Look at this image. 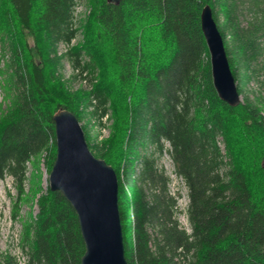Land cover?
Segmentation results:
<instances>
[{
	"label": "trees",
	"instance_id": "obj_1",
	"mask_svg": "<svg viewBox=\"0 0 264 264\" xmlns=\"http://www.w3.org/2000/svg\"><path fill=\"white\" fill-rule=\"evenodd\" d=\"M81 1L0 0V55L11 100L0 118V180L11 175L21 194L30 162L43 155L52 170L54 114L64 108L81 122L57 96L65 62L88 88L82 99L86 117L100 121L109 113L111 95L97 84L96 54L72 45L83 25L76 14ZM206 5L242 95L238 106L223 101L213 83L201 26ZM95 18L110 44L116 80L130 94L123 101L119 166L105 148L90 144L83 129L93 154L118 175L128 264H264V0H101ZM142 24L155 26L152 48ZM233 122L252 145V171L238 163L230 144ZM166 152L187 188L190 231L178 218L180 193L171 191L172 178L160 163ZM21 247L26 264H82L78 215L60 191L48 186L39 196ZM0 264L20 261L0 252Z\"/></svg>",
	"mask_w": 264,
	"mask_h": 264
},
{
	"label": "rangeland",
	"instance_id": "obj_2",
	"mask_svg": "<svg viewBox=\"0 0 264 264\" xmlns=\"http://www.w3.org/2000/svg\"><path fill=\"white\" fill-rule=\"evenodd\" d=\"M100 2L101 0H82L78 5L76 10L77 19L79 25L81 23L83 25H81L79 34L72 45H86L96 54L100 64L97 84L104 86L111 95L109 113L100 121L97 118L89 120V117H86L82 99L85 90L87 91L88 88L84 82L73 78L74 72L68 62H65L61 70L63 78L62 82L56 85L58 89V93H56L60 100L69 104L80 114L81 124L88 134L90 144L97 149L100 147L105 148L110 162L119 166L125 134L122 120L123 101H129L130 94L125 92L126 89L120 86L116 80V67L113 62L110 44L102 34L95 18ZM1 23L0 17V28ZM141 26H145L141 30V32L143 31L144 41L152 48L157 43L155 26L149 24H142ZM21 39L23 40V37H20ZM27 40L31 48L36 46V42L32 37L28 36ZM1 48L0 44V51H2ZM7 75L6 61L0 55V118L11 105L10 96L6 90ZM228 137L238 163L248 171L254 170L256 166L253 160L254 153L251 151L252 145L246 138L243 128L234 122L231 123L228 129ZM166 146L169 147V143H166ZM160 163L172 178L171 191L176 194L180 193L178 197V218L181 225L190 231L187 217L189 201L187 188L182 179L175 174L173 162L168 152L164 154ZM49 174L42 155L28 164L27 180L22 194L11 175L8 174L0 180V252H10L16 255L20 264H26V255L21 247L23 226L29 216L37 214L38 198L46 193L48 189Z\"/></svg>",
	"mask_w": 264,
	"mask_h": 264
},
{
	"label": "water",
	"instance_id": "obj_3",
	"mask_svg": "<svg viewBox=\"0 0 264 264\" xmlns=\"http://www.w3.org/2000/svg\"><path fill=\"white\" fill-rule=\"evenodd\" d=\"M121 1L108 0L116 5ZM201 26L210 53L215 89L223 101L238 106L242 95L210 5L202 10ZM53 118L57 154L49 174V186L60 191L78 215L85 242L82 264H128L116 170L93 154L76 114L61 108Z\"/></svg>",
	"mask_w": 264,
	"mask_h": 264
}]
</instances>
